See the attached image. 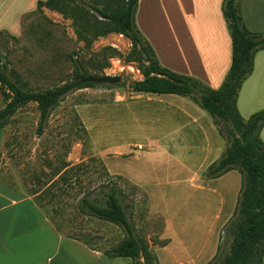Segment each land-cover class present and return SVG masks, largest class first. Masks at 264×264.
<instances>
[{
    "label": "rangeland",
    "instance_id": "1",
    "mask_svg": "<svg viewBox=\"0 0 264 264\" xmlns=\"http://www.w3.org/2000/svg\"><path fill=\"white\" fill-rule=\"evenodd\" d=\"M79 1L59 0L57 9L44 6L24 15L17 35L0 30V62L7 61L35 90L70 80L75 67L72 57L80 58L91 74L121 76L122 80L82 88L67 95L60 108L48 118L42 134L38 133L37 105L30 103L20 108L10 123L0 128V142L6 137L0 151V182L27 194L36 192L35 199L62 234L103 250L123 239L126 232L111 222L82 214L78 200L87 193L91 197L101 196V191L108 189L104 185L110 180L123 187L126 201L133 204L130 220L138 236L147 241L156 239L163 228L162 216L149 212L146 191L122 174L108 173L104 158L116 157L113 153L116 151L137 150L139 154L130 159L131 162H124L125 170L141 176L147 185H154L158 180L165 190L186 185L184 180L175 178L173 161L163 158L159 151L148 152L133 145L144 142V137L150 133L131 117L130 107L139 110L140 105L153 106L165 97L145 93L128 103L134 95L129 84L143 77L141 70L147 65L145 56L124 35L107 34L94 39V35L105 28L106 21L91 10V0L81 5ZM124 2L96 1L99 6L106 5L112 10ZM183 9V0H138L135 23L149 43L156 46V38L163 32L183 27ZM149 96L157 98L150 102ZM5 102L0 87V108ZM103 104L107 106H100ZM95 105L98 111L94 113L101 115L105 111L101 117L111 122L112 126L107 128L111 127L116 133L110 137V150L103 155L96 146L104 145L106 140L99 139L95 146L80 114L82 107ZM124 122L129 124L121 127ZM89 126L92 131L99 129L92 118ZM222 139L226 147V140ZM128 156L125 153L121 157ZM231 242L232 236L225 233L224 252ZM214 264L220 263L216 260Z\"/></svg>",
    "mask_w": 264,
    "mask_h": 264
},
{
    "label": "crops",
    "instance_id": "2",
    "mask_svg": "<svg viewBox=\"0 0 264 264\" xmlns=\"http://www.w3.org/2000/svg\"><path fill=\"white\" fill-rule=\"evenodd\" d=\"M38 1L0 0V30L19 34L22 17L34 12ZM222 2L183 0V27H173L153 42L162 64L197 77L213 88L223 83L232 63V39ZM240 7L246 27L264 31V0H240ZM133 94L129 104L145 93ZM159 95L165 97L156 105L143 104L139 110L130 107L131 117L150 133L144 142L133 145L148 152L159 151L163 158L173 161L175 178L184 180L186 186L165 190L162 182L155 180L154 185H147L141 176L125 170L124 162H131L139 154L137 150L113 152L116 157L104 158L105 165L111 175L122 174L144 189L149 197L150 214L162 216L159 238L167 243L154 246L159 264H207L217 253L223 227L233 217L241 174L233 169L216 178H205L208 166L225 149L213 119L188 97L174 93ZM149 98L152 102L157 97ZM237 107L244 118L264 110V49L254 55V69L240 88ZM82 108L80 114L95 146L99 139L106 140L104 145L96 146L98 153L106 154L112 145L110 137L116 135L111 127L107 128L112 126L111 122L101 117L105 111L101 115L94 113L98 111L96 105ZM91 118L99 125L96 131L89 126ZM126 124L129 123L124 122L121 127ZM260 136L264 141V127ZM5 141L6 137L0 142V151ZM125 153L129 156L121 157ZM35 196L36 193L27 194L0 182V264H132L130 257L108 256L104 253L106 249L92 248L62 234Z\"/></svg>",
    "mask_w": 264,
    "mask_h": 264
},
{
    "label": "trees",
    "instance_id": "3",
    "mask_svg": "<svg viewBox=\"0 0 264 264\" xmlns=\"http://www.w3.org/2000/svg\"><path fill=\"white\" fill-rule=\"evenodd\" d=\"M58 1L39 0L36 10L44 6L57 9ZM91 1V10L106 21L105 28L93 38L109 33L122 34L145 56L147 65L141 70L143 78L130 82L132 92L182 95L213 118L220 135L226 140V147L220 158L208 166L204 177L216 178L233 169L241 174V188L233 217L223 227L217 253L207 264H214L216 260L220 264H263L264 141L260 133L264 127V110L244 118L237 107V100L244 80L253 72L254 55L264 49V31H251L246 27L240 0H223L221 9L232 39V63L223 83L213 88L197 77L176 72L160 63L155 49L136 26L138 0H125L122 6L113 10L106 5L99 6L96 3L98 0ZM81 2L86 3L87 0L77 3L81 5ZM72 58L75 67L70 80L38 90L31 89L7 61L0 62V87L6 100L0 108V128L7 126L20 108L35 103L40 113L38 133L42 134L48 118L60 108L67 95L97 86L84 81L91 73L80 58ZM104 186L108 189L101 191V196L96 194L91 197L87 193L78 200V209L82 214L111 222L126 232L123 239L104 253L113 257H130L132 264H159L154 246L166 244L167 240L158 236L151 239V244L138 236L130 220L133 204L126 201L127 193L123 187L114 180ZM225 233L232 236V242L224 252Z\"/></svg>",
    "mask_w": 264,
    "mask_h": 264
},
{
    "label": "water",
    "instance_id": "4",
    "mask_svg": "<svg viewBox=\"0 0 264 264\" xmlns=\"http://www.w3.org/2000/svg\"><path fill=\"white\" fill-rule=\"evenodd\" d=\"M121 80H122L121 76L94 75V74H90L84 79L85 82H92L96 84H104V83L115 84V83H119Z\"/></svg>",
    "mask_w": 264,
    "mask_h": 264
}]
</instances>
